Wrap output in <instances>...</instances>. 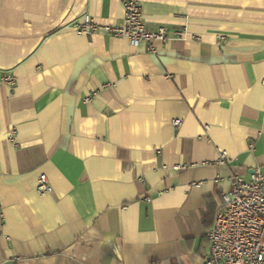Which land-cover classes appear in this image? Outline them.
Masks as SVG:
<instances>
[{
    "label": "crops",
    "instance_id": "crops-1",
    "mask_svg": "<svg viewBox=\"0 0 264 264\" xmlns=\"http://www.w3.org/2000/svg\"><path fill=\"white\" fill-rule=\"evenodd\" d=\"M135 1L155 55L71 29L122 0H0V264H203L230 178L264 173V0Z\"/></svg>",
    "mask_w": 264,
    "mask_h": 264
},
{
    "label": "built area",
    "instance_id": "built-area-1",
    "mask_svg": "<svg viewBox=\"0 0 264 264\" xmlns=\"http://www.w3.org/2000/svg\"><path fill=\"white\" fill-rule=\"evenodd\" d=\"M122 6L124 17L118 24L101 26L84 15L71 29L79 36L102 32L124 38L131 46L142 43L148 53L155 55L156 45L169 41L168 30L164 27L148 29L135 0H122ZM173 35L174 39H182L184 34L177 31ZM14 85L15 78L10 71L0 73V87L12 88ZM180 124L179 120L172 122L174 127ZM250 148L253 150L252 145ZM224 159L225 153H221L218 162L222 164ZM35 190L40 196L51 193L52 188L44 174L37 177ZM143 200L150 201L148 198ZM205 237L208 253L203 264H264V173L260 168H254L247 179L230 178V189L222 195V204Z\"/></svg>",
    "mask_w": 264,
    "mask_h": 264
},
{
    "label": "trees",
    "instance_id": "trees-1",
    "mask_svg": "<svg viewBox=\"0 0 264 264\" xmlns=\"http://www.w3.org/2000/svg\"><path fill=\"white\" fill-rule=\"evenodd\" d=\"M214 217H215V215H214ZM213 220H214V218H213Z\"/></svg>",
    "mask_w": 264,
    "mask_h": 264
}]
</instances>
